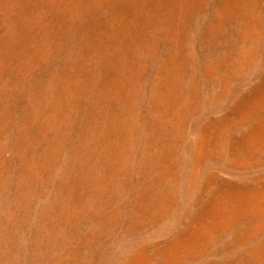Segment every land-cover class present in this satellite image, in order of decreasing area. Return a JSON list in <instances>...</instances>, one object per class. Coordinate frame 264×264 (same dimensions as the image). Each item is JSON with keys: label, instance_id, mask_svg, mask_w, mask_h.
Instances as JSON below:
<instances>
[{"label": "rangeland", "instance_id": "1", "mask_svg": "<svg viewBox=\"0 0 264 264\" xmlns=\"http://www.w3.org/2000/svg\"><path fill=\"white\" fill-rule=\"evenodd\" d=\"M0 264H264V0H0Z\"/></svg>", "mask_w": 264, "mask_h": 264}]
</instances>
